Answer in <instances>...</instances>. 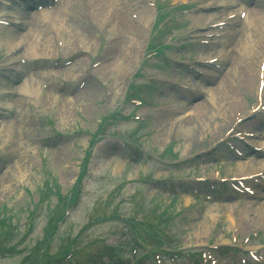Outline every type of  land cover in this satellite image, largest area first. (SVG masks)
Listing matches in <instances>:
<instances>
[{"label":"rangeland","instance_id":"rangeland-1","mask_svg":"<svg viewBox=\"0 0 264 264\" xmlns=\"http://www.w3.org/2000/svg\"><path fill=\"white\" fill-rule=\"evenodd\" d=\"M65 1L58 0L59 6L64 7ZM166 1L169 5L179 4V2L174 4V0ZM194 1L188 0L189 4H193L192 10L197 8ZM145 2L152 3V0L119 1L124 16L133 13L138 23L136 25L141 27V30L135 32L140 39L135 47L134 55L120 62L121 64L127 61L129 65L126 67L128 71L121 80L116 70L117 59L125 51L123 43L132 35L124 30L121 31L118 28L119 25L117 28L107 26L99 30L90 20L87 25L92 27L91 31L86 32L85 30L82 34L79 28L83 27H78L79 34L75 37L70 34L68 39H65L67 44L63 38L60 39L58 47L52 35L54 26L48 27V30H43L42 28H45L43 25L42 28H35L40 36L38 33H31V28L26 33L13 28L10 30L0 28V65L5 62V56L12 49L11 41L17 39V34L22 39L20 41L22 43H16L20 46L18 56H21L26 64L25 67L20 66L22 75L12 87H8V82L5 80L3 84H0V105H8L12 110L9 118L1 123L3 128L0 131V237L3 234L0 241L9 236L15 238L16 235L25 234L28 219L33 224V233L28 236L27 243L31 239H41L46 230L48 210L58 201V193L65 197L61 203L68 205L72 192L79 191L78 188L81 186L78 205L74 208H67L68 220L54 240L51 251L54 256H57L61 252L62 243L65 245L66 242L67 245L76 237H80L77 254L70 264H111L109 260L112 258L110 259L107 255L108 252L114 249L124 250L127 244L132 242L128 233L119 230L123 224L111 219H100L105 204L110 206V210L117 209L127 216L143 218L146 212L143 213L141 208L154 207L153 203L157 202L168 205L167 215H172L170 222L166 223L169 229L164 227L161 230L170 231L176 235L181 248H189L193 253H199L201 249L209 245L212 247L223 245L247 247L264 244V229L261 226H253L255 228L251 230L241 226L248 202L235 199V197L229 202L230 205L219 201L220 199L205 202L203 190L198 196H194L192 192L182 187L185 182L188 183L189 178L212 176L213 169L210 166L201 165L200 159L196 157L177 168L167 166L170 161L185 162L192 155L199 154L201 150L219 140L230 124L228 120L223 121L222 119L225 109L222 110L220 100L214 96V101L210 103L209 93L206 91L200 100L190 102L184 113L182 109L180 111L176 109L178 99L181 100L177 84L181 85L184 82L188 84L190 80L187 79L189 77L184 67L177 68L172 65L175 64L174 60H183L192 65L193 54L207 53L209 57H215V54H218L220 58L223 51L234 52L235 57H238L241 45L238 48L233 46L226 48L225 45L218 47L212 43L209 46L215 50L199 48L198 44H193L190 39V36L194 34L193 19L190 15L179 14L177 25L174 23L165 27L157 35V39L162 43H167L171 42L172 38L184 37L186 42L184 49L165 54L169 62L161 73H156L155 69L149 66L152 65L153 58L142 64V67L148 68L145 74L149 76L157 74L168 82V84L160 80L157 83L156 81L151 82L155 90H168V93L163 94L158 100H152L158 111L153 112L152 105L145 107L146 109L137 110L140 116L147 117V120L139 127L133 122L117 124L118 121H109L110 114L121 108L124 89L128 84L126 81L130 80V76L139 68L146 41L151 35L155 9L144 8L143 3ZM139 6L141 9H138ZM112 7L113 11L119 9L115 5ZM18 11L14 10V13ZM108 18L110 19L109 12H107V20ZM142 19L146 21L143 23ZM18 21L26 22L25 19H18ZM243 24L247 22L243 21ZM121 34L122 38L117 41L119 39L117 36ZM39 40L41 42L48 40L49 47H43L39 51H28L29 44L36 46ZM102 59H107L108 63L105 65L107 69L101 71L99 66L93 68L96 61ZM254 59L252 61H248L247 58L246 61L242 60L243 63L246 62L245 68H248L250 72L248 74L252 75V87L244 88L245 90L237 89L239 82H235L236 79L230 76V88L238 94L235 97L231 96L244 110V112L238 110L239 115L237 116L246 113L255 103L259 56ZM66 62L76 63L71 72L73 74H69L68 69H60ZM225 69L227 68H223L221 73ZM234 71L238 73V65L234 67ZM236 73H232L234 77ZM47 74L50 79L46 78ZM88 75L92 77L90 84H84L85 89L80 91L79 95H75L78 94L76 91L81 79L87 80L85 78ZM222 77L217 80L220 81ZM25 82L29 85L30 91L20 107L17 100L18 97L21 100L20 90ZM172 84L175 85L166 87ZM215 86V84L208 85L206 90ZM59 89L62 91L61 94ZM13 91H17L18 94L7 95V92L13 93ZM1 92H6V96L1 95ZM87 95H91V98L86 99ZM14 103L16 106H13ZM196 106H199V111L195 110ZM130 110L121 108V113ZM211 115H214V119ZM103 118L106 119L103 121ZM165 121L166 125L163 123ZM215 123L217 125H214ZM100 124H102L101 131L108 135L104 139H101L100 133L96 137ZM185 129H193L198 133L188 134L183 131ZM118 130L123 136L121 138L129 134L133 136L134 142L139 144L141 149L136 150L137 148L132 145H130L132 147L130 150L122 148V139H114ZM110 133H114L113 137ZM90 141L91 143L94 141L93 148H90ZM233 159L234 157L224 159L223 163H227V166L222 168L214 166L213 168L219 169L223 173L221 175L224 176L251 173L258 169V167L251 166L248 160L246 163L250 168L247 167L242 171L240 168L245 165V162L237 165ZM197 166L199 168L196 169ZM165 178H167L166 185H160L158 179ZM173 185L179 186L180 192L171 209L170 188ZM217 193L220 198V191ZM225 193L227 192L224 190ZM40 201H44L45 204L34 213ZM253 207L246 208L252 210L251 222L260 224L263 218H258V213H256L258 208ZM62 212L57 208L56 218L61 216ZM203 227L205 235H198L197 233L201 232ZM254 234L258 236L256 239ZM200 236L203 237L200 238ZM2 248L0 246V264H19L25 255L5 256ZM125 251H122L121 256L125 255ZM144 264H151V262Z\"/></svg>","mask_w":264,"mask_h":264},{"label":"bare ground","instance_id":"bare-ground-1","mask_svg":"<svg viewBox=\"0 0 264 264\" xmlns=\"http://www.w3.org/2000/svg\"><path fill=\"white\" fill-rule=\"evenodd\" d=\"M119 1H122V0H100L96 5H89L90 11L88 12V14H86L84 12V10L81 9V5H80L79 0H66L64 7H63V5L60 7L59 4L57 3L56 8L52 12L42 11L41 13H35V15L29 16V25L32 26V27L30 26L31 33L32 32H33V34L38 33V31L35 30V28H37V29L42 28V25L45 27V28H42L43 30H48L50 23H54L55 25L58 23L60 25L61 29L63 30V40H65V39H68V36L70 34L76 33L78 27H83V29H79L82 32V34L85 33V30H86V32L91 31L92 28L87 26V23L90 20L93 21L94 25H96L99 30L104 29L105 24H106L105 21H107V12H108L107 8H111L112 5H115V6L118 5ZM203 2H204L203 5H206L209 3V0H204ZM213 5H215V3L210 4L208 6H205L204 8L205 9L213 8ZM120 6H121V4H119L116 7L119 8ZM119 13H121V11H119ZM207 19H208V17L205 18V20H207ZM247 19L249 20L250 23H252V21L256 22L257 28L260 29L259 30V31H261L260 33H262L264 36V13L260 12L258 9L253 8L251 11L248 12ZM119 21L123 22V15L122 14L120 15ZM121 25H122V23H121ZM75 27H76V29H75ZM33 28H34V30H33ZM246 31L247 30H241L240 32H238V34H242V35L247 36L244 39L243 44H241L242 48H241V52H240V56H239L241 58V60L239 58L235 57L234 54L229 53L227 55V59L230 63V66L233 68V70L228 69V72L223 76V78L219 82H217L218 85L215 88L209 90V94H210L209 102L212 103V101H214V99H213L214 96L217 97L220 100L219 103H221L222 108L225 109V113L228 112L227 117L232 115V113H234V110H235V108L233 107L234 106L233 102L235 100L231 96L233 94V91L230 88V85H231V77L230 76H233L234 80L236 79L239 82L240 88H242L243 86H250L251 85V77L248 74L249 70H248V68H245L246 62L243 63L242 60L243 59L245 60L246 58H252L251 60H254V58L258 54L261 53L262 48H263V42L258 40V38L255 37L254 35L253 36L248 35V33H246ZM135 32L136 31H134V33L131 34L132 36L130 38L126 39V41L124 43V47H123V48H125V51L123 52V54L121 53L122 55L120 54L118 59H117L116 70L118 71V75L120 76L119 77L120 80L127 71L126 67H129L127 61H125L121 64H120V62L124 58H127V57H130L131 55H134L133 53L136 49L135 47L137 46V44H139L140 38L138 37V35ZM38 35L40 36V33H38ZM20 37L21 36L17 34V39H15L14 41H11V44L13 43V45L11 46L12 48L15 47V45H16L15 43H19L22 40ZM25 38H26V36H25ZM42 40H43V38H42ZM29 41H30V38H29ZM48 44H49L48 40H46V42H44V41L41 42V40H39V42L37 43L36 46H32L31 44H29L28 51H30V52L37 51V50L39 51V50L43 49V47L48 48L49 47ZM65 44H67V40H65ZM72 44H73V41H72ZM248 61H250V60H248ZM75 65L73 66L74 68H75ZM125 65H128V66H125ZM236 65H238V73H236L234 71V67ZM242 65H243V67H242ZM251 66H254V65H251ZM73 67L68 68L67 72L69 74L72 72ZM100 69L102 71L103 69H106V68H103L101 66ZM233 72H234V74L236 73L235 77L232 74ZM71 74H73V73H71ZM234 84L235 83H233V85ZM29 91H30L29 86L24 83V85L22 86V88L20 90L21 100L19 97L17 100V103H18V105H20V107L24 104V102L26 100V96L28 95ZM89 98H91V95L86 96V99H89ZM235 103H236V101H235ZM201 109H202V107H201ZM195 110L199 111V106H196ZM211 117H212V119H214V115H211ZM165 125H166V122H165ZM214 125H217V124L215 123ZM1 128H3V127L0 124V131H1ZM183 131H185L188 134L198 133L197 131H195L193 129H185ZM256 211H254V214L258 213V218L259 219L263 218V222H260V224H257V223L255 224V223L251 222L252 219L250 218V214H251L252 210L245 208V211H244L245 215H244V217H242V220H244L242 222V225H241L242 227L245 228L247 225H249L250 227H253V226L264 227V202L262 204H260L259 209H257ZM204 232H205V228L203 227L202 231L197 233V234L202 235V234H204ZM203 236H200V238H202Z\"/></svg>","mask_w":264,"mask_h":264}]
</instances>
